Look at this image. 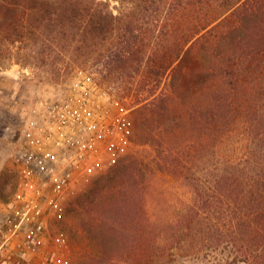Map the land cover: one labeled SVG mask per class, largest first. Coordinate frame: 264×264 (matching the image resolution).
<instances>
[{
    "label": "trees",
    "instance_id": "16d2710c",
    "mask_svg": "<svg viewBox=\"0 0 264 264\" xmlns=\"http://www.w3.org/2000/svg\"><path fill=\"white\" fill-rule=\"evenodd\" d=\"M115 1L117 13L109 0H0V56L53 77L90 70L138 104L128 152L66 211L81 226L78 263L119 262L123 210L124 264L172 254L157 227L176 216L197 238L188 248L209 240L264 264V0ZM164 173L187 190L163 199L159 224L153 200L165 191L152 185Z\"/></svg>",
    "mask_w": 264,
    "mask_h": 264
},
{
    "label": "built area",
    "instance_id": "2783aa9c",
    "mask_svg": "<svg viewBox=\"0 0 264 264\" xmlns=\"http://www.w3.org/2000/svg\"><path fill=\"white\" fill-rule=\"evenodd\" d=\"M133 109L81 75L27 108L0 235V264H70L68 202L132 146Z\"/></svg>",
    "mask_w": 264,
    "mask_h": 264
},
{
    "label": "rangeland",
    "instance_id": "374dc122",
    "mask_svg": "<svg viewBox=\"0 0 264 264\" xmlns=\"http://www.w3.org/2000/svg\"><path fill=\"white\" fill-rule=\"evenodd\" d=\"M109 1L112 10L114 13H117V7L119 6L118 2L115 0ZM5 57L6 56H0V235L4 228V219L9 208L8 203L16 187L17 173L13 163V153L18 149L21 141V130L24 128L27 108L33 107L37 105L40 100L50 97L55 92L57 84L61 82L77 79L81 75H87L99 82L96 74L92 73L90 70L77 66L61 74L59 77H53L51 74L46 73L43 69L34 65L17 62V59L13 57ZM163 83L160 86L161 88L164 86ZM100 84L107 88L117 98L124 100L133 110L138 106L134 96H132L133 93L120 96V92L118 91L119 88L116 87V83H111L109 86L102 83ZM183 165L184 168L187 169V157H184ZM185 172L183 175L187 176ZM153 186L154 191H165L161 196L157 194L153 200V205L155 206L160 224L162 215L160 207L162 206L161 203L163 199L166 197L167 200H171V193L175 189L180 191L187 190V179L183 178L177 181L172 177L171 173H164V176L158 179L157 182L155 181L152 187ZM163 195L164 197L162 198ZM75 197L73 199H75ZM73 199L68 202L67 209ZM127 203L128 202L119 203L120 208L124 209ZM135 203L133 202V207L136 212L139 213L141 203L138 202L137 205H135ZM163 206H165V203ZM176 213L178 215V212ZM128 216L123 210L118 211V214L116 213L115 216L117 218L118 232L115 236H112H114V241L116 243L114 255L116 259L119 260L117 264H124L126 261V258L121 253L124 250L123 245L127 240L126 236L123 234V229L125 222L130 218ZM139 216L135 217L138 219ZM171 223V226L168 228L166 225H159L157 229L164 230L166 233L164 236H168V238L175 243L174 245L176 246L174 247L173 253L155 257L150 264H244L238 260H234V253L230 247L223 244L214 246L209 240H206L203 244L202 242L197 244L193 249L188 248L187 241L197 238L194 237L195 235L193 233L187 235V228L185 227L187 225V218H178V216H176L175 219H172ZM61 226L68 236L71 247L70 264H79L78 258L81 245L78 240V235L81 226L77 223L73 215L67 214V212ZM203 236L208 237L209 235L206 236L204 234L200 237ZM106 238L109 242L110 238L108 236ZM83 245L88 249V243L85 242ZM108 247H111V245ZM188 250L190 252H188Z\"/></svg>",
    "mask_w": 264,
    "mask_h": 264
}]
</instances>
